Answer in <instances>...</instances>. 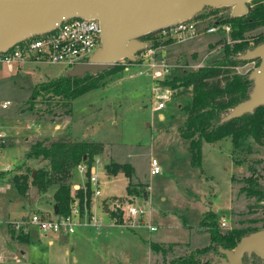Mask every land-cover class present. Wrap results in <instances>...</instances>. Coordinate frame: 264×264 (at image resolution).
I'll list each match as a JSON object with an SVG mask.
<instances>
[{"label": "rangeland", "instance_id": "obj_1", "mask_svg": "<svg viewBox=\"0 0 264 264\" xmlns=\"http://www.w3.org/2000/svg\"><path fill=\"white\" fill-rule=\"evenodd\" d=\"M210 9L205 8L199 13L201 16L192 18L202 29L232 12L230 7L217 8L214 13ZM263 29L244 33L239 40L232 39V31H201L195 38L159 46L158 53L170 65L167 81L159 91L160 96H167L165 108L160 111L153 110L157 100L152 96L150 81L141 76L130 79L129 75L137 71L130 67L120 72L116 80L77 97L72 101L70 116H59L53 122L52 115L41 111L46 106L38 103L30 112L27 102L35 84L57 78L68 68L25 64L21 73L9 74L0 65V134L4 135L0 140V173L12 172L21 164L29 146L42 138L63 136L69 141L100 143L104 146L98 156L101 189L104 196H113L109 199L112 210L135 204L150 212V218L145 215L143 219L156 228L150 232L144 227H121L98 207L93 214L105 227L102 231L80 225L88 223V218H83L71 235L45 233L31 223V218L46 209L48 215L54 216L52 193L38 195L30 189L25 198L4 179L0 180V264H149L151 243L160 246V251L153 253L152 263L169 264L211 245L209 231L200 225L210 212L222 232L262 228L263 202L247 198L240 189L242 180L252 171L264 184V147L250 137H244L240 148L234 146L232 138L213 144L202 142L201 163L192 165L189 141L181 136L192 93L186 87L172 91L165 83L213 62L222 55L224 45L244 42L253 46L256 41L250 37ZM154 41L164 44L153 36L149 41L141 40L145 49ZM127 62L125 59L117 64L123 67ZM256 67L254 62L248 63L238 72L247 74ZM6 102L10 104L4 110L1 105ZM152 159L158 162L161 174L150 175ZM108 163L129 164L131 177L123 173L108 177L104 171ZM32 166L38 168L42 164L32 162ZM73 174V185L83 186L85 179L76 168ZM222 219L226 220L225 228L220 226ZM14 224L18 228L14 229ZM21 231L28 234V241L18 239ZM65 248L71 251L70 256L64 255Z\"/></svg>", "mask_w": 264, "mask_h": 264}, {"label": "trees", "instance_id": "obj_2", "mask_svg": "<svg viewBox=\"0 0 264 264\" xmlns=\"http://www.w3.org/2000/svg\"><path fill=\"white\" fill-rule=\"evenodd\" d=\"M264 0H254L249 3L248 13L243 17H218L216 21L221 24L231 25L233 40L242 39L243 34L264 25ZM210 9V8H209ZM211 13L218 9H210ZM199 17L197 14L194 17ZM193 17V18H194ZM154 33L144 36L141 40L149 41ZM256 39V35L250 37ZM173 42V41H171ZM162 43V42H161ZM164 44L155 42L149 48H157ZM244 42L222 46V55L196 70L186 73L182 78L165 83L172 91L186 87L191 90L192 101L186 108V118L181 129V136L189 141L191 164L198 166L201 163L202 142L213 144L215 142L232 138L234 146L240 148L244 137L264 147V106H260L251 114H244L226 122H221L235 106L249 98L253 83L249 80L250 73L238 72L239 66L245 63L240 56L249 49L256 48L259 44H243ZM254 61V60H252ZM123 67L116 64L113 69L90 73L83 77H69L61 74L59 77L35 84L28 99L27 111L32 112L36 104L46 106L42 113L52 115L51 121L59 116H70L71 104L80 95L104 86L109 81L116 80ZM58 110H63L58 114ZM104 146L100 143L78 142L64 139L63 136L42 138L36 140L27 149L21 164L12 172L0 173V180L12 184L23 197H27L30 189L36 190L38 195H43L53 190V212L57 208L55 217H66L74 202H78L81 215L87 213L91 216L93 204V191L89 183H84V188H79L72 193L73 171L80 163L91 164L102 154ZM85 158V160H84ZM32 162L42 164L34 168ZM104 171L109 176L123 173L130 178L132 167L129 164L108 163ZM35 172V173H34ZM34 173V175H33ZM255 171L242 181L244 185L240 192L247 198H257L263 202L261 209L264 211V184H260ZM129 187V185H128ZM127 187V193L130 194ZM113 218H119V211H111ZM233 228L225 232L219 231L220 227L215 221L212 212L208 213L200 222L210 234L211 245L197 249L188 255L178 257L169 264H218L224 256L220 249L232 250L241 238L264 228ZM28 234L21 231L18 235L20 241H28ZM152 253L160 251V246L150 244ZM162 250V249H161ZM216 259V261H214ZM243 264H264V260L252 254L244 255Z\"/></svg>", "mask_w": 264, "mask_h": 264}, {"label": "water", "instance_id": "obj_3", "mask_svg": "<svg viewBox=\"0 0 264 264\" xmlns=\"http://www.w3.org/2000/svg\"><path fill=\"white\" fill-rule=\"evenodd\" d=\"M251 1L0 0V53L27 38L49 33L65 19H96L101 28L100 48L86 64L63 72L69 77H83L88 73L96 75L113 69L119 61H135V55L146 47L141 39L148 34L192 19L205 8L230 7L231 17H242ZM240 59H261L260 65L249 76L254 87L249 98L235 106L221 122L251 114L264 106V44L247 51ZM54 213H57V208ZM219 251L224 258L218 264H243L244 255L252 254L264 260V228L241 238L234 249Z\"/></svg>", "mask_w": 264, "mask_h": 264}, {"label": "built area", "instance_id": "obj_4", "mask_svg": "<svg viewBox=\"0 0 264 264\" xmlns=\"http://www.w3.org/2000/svg\"><path fill=\"white\" fill-rule=\"evenodd\" d=\"M218 30L228 34L231 32V26L215 21L210 26L202 29L195 21L189 19L156 31L153 37L156 41H173L176 43L195 38L200 35L201 31L212 34ZM100 46L101 28L98 20L87 18L65 19L49 33L27 38L8 51L0 53V65L9 74L21 73L25 64L38 65L39 63L63 65L69 70L76 65L86 64ZM158 50L159 47L146 48L135 55V61H128L123 66L124 71H128L130 67L137 68L135 74L129 75L130 79L141 76L150 81L152 96L154 100H157L153 106L154 111L165 108L164 100L167 96H160L159 91L160 87L163 86L162 83L167 81L166 78L170 73V65L167 63L166 58L158 53ZM9 104V102L3 103L1 108L5 110ZM2 139H4V135L0 134V140ZM100 165V159L96 157L91 164L83 162L76 167L78 174L83 176L85 183H89L93 191L92 205H96L97 200L102 196ZM158 174H161V169L158 162L152 159L150 162V175L155 176ZM81 188H84V185ZM118 211L121 213L122 219L120 221L119 218L114 217V224L129 229L144 227L150 232L156 231L155 227L143 219L145 215L150 218L149 211L135 204L121 206ZM83 216L87 217V213L81 215L76 201L66 217L48 218L41 214H34L31 223L45 233L72 234ZM23 224L21 223V225ZM220 226L222 228L227 227L224 219L221 220ZM13 228H18V225L14 224Z\"/></svg>", "mask_w": 264, "mask_h": 264}, {"label": "crops", "instance_id": "obj_5", "mask_svg": "<svg viewBox=\"0 0 264 264\" xmlns=\"http://www.w3.org/2000/svg\"><path fill=\"white\" fill-rule=\"evenodd\" d=\"M162 118V117H161ZM59 125L58 126H56V130H59ZM83 177V176H82ZM108 177H111V176H109L108 175ZM101 179V178H100ZM82 186H80V185H73V189L74 190H77V189H79V188H81ZM50 193H53V191H49ZM111 197H113V196H104L103 195V193H102V196L97 200V202H96V205H92V209H91V216L90 217H85V216H83L81 219H83V218H88V223L86 222V223H84V224H80V225H84V226H89V227H91V228H93V227H95L96 228V230H98V231H102L103 229H105V227L103 226V225H101V223H98V221L96 220V217H95V214H93V211L95 212L96 210H97V208L98 207H100V208H102V210H103V212L106 214V215H108L110 218H111V220L113 221V216H111L110 215V213H111V211H113L112 210V205H113V202H112V200H110V203H109V199L111 198ZM146 200H147V197H146ZM108 210V213L106 212ZM48 210L46 209V210H44V213L43 214H41V215H44L45 217H48V218H55V216H50V215H48ZM81 219H80V221H81ZM85 220V219H84ZM226 221V220H225ZM79 225V226H80ZM146 229V228H145ZM73 234V233H72ZM69 235H71V234H69ZM50 244H52V242L50 241L49 242ZM150 252H151V254H150V258H149V264H153L152 263V259H153V253H152V251H151V249H150ZM70 253H71V251L70 250H68L67 248H65L64 249V255L65 256H70ZM75 258V262L76 263H78V258L77 257H74ZM82 263H85V261H84V259H81L80 260ZM59 264H64V263H59Z\"/></svg>", "mask_w": 264, "mask_h": 264}, {"label": "flooded vegetation", "instance_id": "obj_6", "mask_svg": "<svg viewBox=\"0 0 264 264\" xmlns=\"http://www.w3.org/2000/svg\"><path fill=\"white\" fill-rule=\"evenodd\" d=\"M254 1V0H253ZM251 3V2H250ZM263 3H264V1H263ZM247 13H248V11H247ZM246 13V14H247ZM245 14V15H246ZM244 15V16H245ZM243 17V16H242ZM236 18V17H235ZM259 28H264V25L263 26H261V27H259ZM231 31H232V28H231ZM256 35V39H255V43L256 44H259L258 46H260V45H263L264 44V29L262 30V31H260V32H258L257 34H255ZM254 41V40H253ZM257 46V47H258ZM254 61H252V60H243V61H246L245 63H243V64H241V66H239V68H241V67H243V66H245L246 64H248V63H252V62H254L255 64H257V67L260 65V62H261V59H253ZM256 67V68H257ZM255 69V68H254ZM253 71V70H252ZM252 73V72H251ZM250 73V74H251ZM250 76V75H249ZM249 80H250V78H249ZM252 81V83H253V87H254V81L253 80H251ZM244 102V101H243ZM242 103V102H241ZM254 112V111H253Z\"/></svg>", "mask_w": 264, "mask_h": 264}]
</instances>
